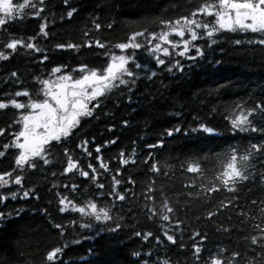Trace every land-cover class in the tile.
<instances>
[{"label":"trees","instance_id":"trees-1","mask_svg":"<svg viewBox=\"0 0 264 264\" xmlns=\"http://www.w3.org/2000/svg\"><path fill=\"white\" fill-rule=\"evenodd\" d=\"M216 1L69 0L65 4L63 0H45L39 5L44 9L39 17L28 8L22 17L0 26V51L11 52L3 47L11 38H22L41 49L36 52L18 46L9 59L0 60V99L7 101L15 92L25 90L31 99H42L40 81L63 74L79 79L84 74L82 65L102 71L111 53L122 54L115 45L127 42L133 31L148 28L159 32V20L191 18L197 7ZM33 2L39 4V0ZM72 8L77 11L69 18L67 12ZM198 19L215 23L213 16L198 14ZM95 23L101 28L97 30ZM42 24L47 25V37L40 33ZM258 37L264 38V34L223 30L216 35V44L206 37L196 42L204 49L203 56H196L195 48L185 56L177 55V49H170L169 57L160 53L165 65L157 64L146 49L136 50V63H147L157 75L152 77L147 69H135L130 63L137 73L135 83L107 93L93 115L81 119L73 135L50 142L49 164L34 158L38 167H25L22 185L0 189L3 194L17 193L15 199L9 196L0 201V212L5 214L0 218V264H163L165 259L169 264H211L213 258L223 264H264V150L250 149L264 144V133L233 129L229 120L236 105L251 107L264 101V45L256 41ZM170 38L180 39L175 34ZM97 39L104 48L95 44ZM235 40L243 43L235 44ZM69 43L78 47H56ZM123 54L131 55L132 50ZM176 60L182 70L173 67ZM55 67H61V72L53 73ZM13 72L17 77L11 76ZM17 99L27 103L29 97ZM22 111L11 106L0 109V128L5 129L0 136V151H5L0 172L15 168L19 150H5L3 145L11 143L20 130L15 121ZM201 123L214 132L200 130ZM177 127L179 132L167 135ZM233 148L238 150V158L246 154V148L252 155L248 180L229 191L219 177ZM69 157L76 167L66 173ZM193 164L198 171H189ZM82 171L89 176H82ZM16 174L21 173L17 170ZM213 185L218 189L209 192ZM21 188L33 190L32 194L24 197ZM119 194L125 196L123 201ZM61 199L69 203L61 205ZM89 200L98 207L111 206L113 219L95 221L73 207ZM165 200L174 209L167 213L172 217L168 222L159 218L165 214ZM61 207L66 210L61 212ZM209 211L215 213L211 218ZM177 219L182 221L178 228ZM116 222L122 227L117 229ZM84 223H93V227L84 228ZM163 225L171 226L165 229ZM165 230L176 236L175 244L167 241ZM148 232L153 235L145 240ZM253 236L258 238L255 244ZM55 247H61L62 252L47 261V253ZM196 247L201 248L199 261ZM234 253L240 255L234 257Z\"/></svg>","mask_w":264,"mask_h":264},{"label":"snow or ice","instance_id":"snow-or-ice-1","mask_svg":"<svg viewBox=\"0 0 264 264\" xmlns=\"http://www.w3.org/2000/svg\"><path fill=\"white\" fill-rule=\"evenodd\" d=\"M65 4H68L69 0H63ZM45 0H39V4L33 2V0H23L21 3H14L13 0H0V26H4L9 23L10 20H15L18 16H23L26 9L31 8L32 15L39 17L44 10L43 5ZM77 9L72 8L67 12V17L71 18ZM198 14L203 16H214L215 23L205 22L202 19H198ZM159 24L162 26L161 31H151L145 28L143 31H133L127 38V42L118 43L115 48L121 50L120 55H116L115 52L111 53V60L107 66L102 70H88L87 65H82L80 71L84 73L79 79H74L71 74H63L56 76L55 80L45 79L40 81L43 85L41 91L43 92L42 99H31L30 93L25 91H17L14 93L13 98L0 99V109H7L10 106L18 109L25 110L20 113V119L15 123L21 125L20 130L13 134V140L11 143H5L3 148L8 150L10 147H14L19 150V154L15 157V168L11 171L0 172V189H5L9 185H22L24 182L23 171L25 167L36 169L38 164L34 158H41L43 164H49V159L46 158L50 142L60 141L62 138L69 137L74 134V130L81 123V119L84 117H91L95 109L100 107L99 100L103 98L107 93L113 89L118 88L121 85H128L135 83L137 73L130 68V63L134 64L135 69H147L151 72V76L155 77L157 73L151 71L148 68V64L136 63V50L146 49L150 57L155 59V62L159 65H165V59L161 58L160 53H163L165 57L171 56L170 49H177V55L185 56L195 48L196 56H203L204 49L196 43L198 40L206 37L211 41V44H216V35L223 30H229L232 32L237 31H251L254 33H264V0H218V3H203L191 12V18L188 15L181 16L175 21L172 20H159ZM98 30L101 28L100 23L94 24ZM46 24L40 26V33L47 37L49 35L46 31ZM109 28L112 24L108 25ZM175 34L180 39L173 40L170 37ZM186 34H189L188 38H185ZM87 35V33H85ZM138 38H143L142 41H138ZM30 39H35L30 38ZM253 41H248L252 43ZM235 44H241L243 41L235 40ZM260 45H264V38L258 40ZM95 44L104 48L105 44L101 43L99 39L95 40ZM92 41H88V46L91 47ZM182 45V47H181ZM18 46H23L27 49H35L36 52H40L41 49L35 43H26L22 38H11L7 43L3 45L4 48L15 52ZM57 48H76V44H57ZM132 50L131 55L123 54L125 50ZM11 52L6 54L4 51H0V60H7L11 55ZM47 56L43 59L47 60ZM190 59H195V56H189ZM173 67H180L182 65L179 60H176ZM172 69L169 68V71ZM53 73H60L61 67H55L52 69ZM12 77H17V73H11ZM17 97H29L27 103L21 102ZM230 123L233 129L240 131H252L264 133V101L260 103H254L251 107H242L236 105L235 109L229 115ZM125 124L128 122L125 121ZM200 130L207 133H213L214 129L201 123ZM180 128H173L167 132L168 136L173 135L174 132H179ZM197 129H192L196 131ZM5 134V129L0 128V136ZM85 145L87 140L83 142ZM163 144V140L160 141ZM154 147V146H150ZM251 150L259 151L264 150V144L251 145ZM68 149H65L67 152ZM96 151L99 152L100 148L97 146ZM245 155L237 156L238 150L233 148L231 154L227 158L224 171L219 177L220 184L232 191L238 182L248 180L249 176L247 170L249 167L250 156L252 151L245 149ZM91 155V153H89ZM5 156V151H0V157ZM123 163L127 164L125 160ZM76 167V162L69 157L67 167L64 171L71 172ZM92 168V165H88ZM102 168H107V165L101 163ZM17 170L21 174H16ZM93 172L96 169H92ZM189 171H198V166L193 164L189 167ZM81 175L88 177L87 171H82ZM117 185L120 184L119 180H115ZM75 188V185H73ZM99 187L103 188L104 185ZM218 189V185H213L208 189L209 192H214ZM24 197H28L32 194L33 190L21 188ZM110 195L112 193H109ZM9 196L15 199L16 192H7V194L0 193V201H6ZM38 198V197H37ZM118 199L123 201L125 196L123 194L118 195ZM61 205H66V199L59 201ZM231 203V201H229ZM224 205H221L223 207ZM82 216H88L94 218L95 221L106 222L112 220L110 215L111 206L98 207V204L89 200L85 205L76 208ZM165 214L160 215V220L168 222L172 220V217L167 213H172L174 209L168 206V201L165 200L164 205ZM65 207H61L60 211H65ZM152 213L155 216L156 211L153 208ZM5 214L0 212V218ZM208 217L211 218L215 213L209 211ZM75 223V222H73ZM182 223L179 219L175 221V225L178 228ZM84 228H92L93 223H84L81 225ZM171 225H163L165 229ZM57 229L63 230L61 224H56ZM122 225L116 222V228H121ZM114 230V229H110ZM136 236H140V232L135 233ZM153 234L148 232L144 239L147 240ZM163 235L167 238V241L176 243V236L169 234L167 230L163 232ZM196 235H200L196 233ZM159 240V237H156ZM252 242H257V237L253 236ZM62 252L61 247H55L47 253V261H53L58 253ZM200 247L195 248L197 254L196 259L199 261ZM138 254V253H137ZM240 253H234L233 256H239ZM264 255V254H262ZM163 264H169V260L165 259ZM211 264H223V261L219 258H213Z\"/></svg>","mask_w":264,"mask_h":264},{"label":"rangeland","instance_id":"rangeland-1","mask_svg":"<svg viewBox=\"0 0 264 264\" xmlns=\"http://www.w3.org/2000/svg\"><path fill=\"white\" fill-rule=\"evenodd\" d=\"M55 80V79H54Z\"/></svg>","mask_w":264,"mask_h":264}]
</instances>
